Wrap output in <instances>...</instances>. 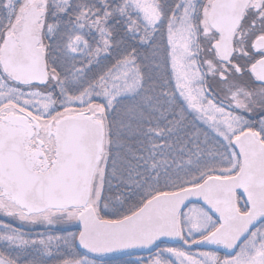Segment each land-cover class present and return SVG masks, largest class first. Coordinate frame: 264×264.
Wrapping results in <instances>:
<instances>
[{
  "label": "snow or ice",
  "instance_id": "6c2138e0",
  "mask_svg": "<svg viewBox=\"0 0 264 264\" xmlns=\"http://www.w3.org/2000/svg\"><path fill=\"white\" fill-rule=\"evenodd\" d=\"M137 250L264 264V0H0V264Z\"/></svg>",
  "mask_w": 264,
  "mask_h": 264
},
{
  "label": "trees",
  "instance_id": "16d2710c",
  "mask_svg": "<svg viewBox=\"0 0 264 264\" xmlns=\"http://www.w3.org/2000/svg\"><path fill=\"white\" fill-rule=\"evenodd\" d=\"M12 222L16 227L22 228L25 232L30 233L31 235L35 236L37 233H42V232H49V233H55L57 232L58 229L61 228H67V227H62V226H56L55 228H45L44 226H36V227H20L19 224H17L16 222L10 221ZM70 230L75 231L76 227L72 226V227H68ZM167 244H171V242L167 243ZM153 254V252L151 251H140V252H136L135 255L133 256H124L121 258L120 261L115 262V264H123V262L125 261H135V260H147L151 255Z\"/></svg>",
  "mask_w": 264,
  "mask_h": 264
},
{
  "label": "rangeland",
  "instance_id": "374dc122",
  "mask_svg": "<svg viewBox=\"0 0 264 264\" xmlns=\"http://www.w3.org/2000/svg\"><path fill=\"white\" fill-rule=\"evenodd\" d=\"M14 222V221H13ZM17 224H19L20 225V227H36V226H42V225H36V226H29V225H21L19 222H16ZM59 226H62V227H72V226H74V225H59ZM167 246H171V247H184V245L182 244V242H180V241H175V242H173V243H171V244H164V245H161V247H167ZM193 250H195L194 249V246H193ZM147 251H149V250H147ZM152 252V251H151ZM153 255V254H152Z\"/></svg>",
  "mask_w": 264,
  "mask_h": 264
},
{
  "label": "water",
  "instance_id": "95a60500",
  "mask_svg": "<svg viewBox=\"0 0 264 264\" xmlns=\"http://www.w3.org/2000/svg\"><path fill=\"white\" fill-rule=\"evenodd\" d=\"M137 251H141V252H142V251H144V250H137Z\"/></svg>",
  "mask_w": 264,
  "mask_h": 264
},
{
  "label": "flooded vegetation",
  "instance_id": "af4514ba",
  "mask_svg": "<svg viewBox=\"0 0 264 264\" xmlns=\"http://www.w3.org/2000/svg\"><path fill=\"white\" fill-rule=\"evenodd\" d=\"M194 249H195V246H194Z\"/></svg>",
  "mask_w": 264,
  "mask_h": 264
}]
</instances>
